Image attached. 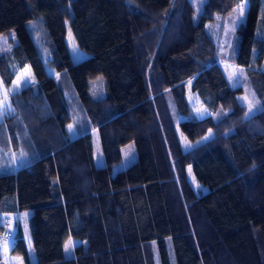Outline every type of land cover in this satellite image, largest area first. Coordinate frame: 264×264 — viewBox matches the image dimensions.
Segmentation results:
<instances>
[{"label":"trees","instance_id":"16d2710c","mask_svg":"<svg viewBox=\"0 0 264 264\" xmlns=\"http://www.w3.org/2000/svg\"><path fill=\"white\" fill-rule=\"evenodd\" d=\"M244 2L235 45L224 54L214 26ZM263 6L0 0V34L17 37L0 51L11 108L0 109V237L12 235L11 216L22 213L27 224L16 219L11 250L31 264L29 232L43 250L40 264H264ZM68 24L88 56L73 58ZM224 57L243 68L240 85L230 84ZM25 67L35 83L10 90ZM99 74L102 96L91 90ZM190 78L207 116L190 103ZM243 92L256 105L249 117ZM64 109L69 139L59 123ZM183 137L195 143L186 148ZM131 141L135 159L114 173ZM192 173L206 191L194 187ZM70 237L78 241L67 254ZM3 256L0 248V264Z\"/></svg>","mask_w":264,"mask_h":264},{"label":"rangeland","instance_id":"374dc122","mask_svg":"<svg viewBox=\"0 0 264 264\" xmlns=\"http://www.w3.org/2000/svg\"><path fill=\"white\" fill-rule=\"evenodd\" d=\"M241 6H243V14H244V11L246 9V2H244ZM240 8L234 13H232V15H230L224 21L223 26L219 24L221 20L218 21V24L216 23V25L214 26V33L219 42L220 51L224 54H228L229 51L235 45V38H236L235 29L238 23L241 21V18L243 17V15H241ZM261 16L264 17V6L262 9ZM16 41H17V37H16L14 30H11L8 34L1 33L0 34V51L9 50L16 43ZM66 41H67L69 50L75 60L84 58L89 55V53L85 49H82L76 42L72 29L69 24L67 26ZM74 48L76 49L75 51H74ZM220 65L222 69L224 70L231 85L238 86L242 83L244 72L241 66H239L238 64H235L232 61H229L226 57L221 59ZM262 68H264V63L262 65ZM47 69L50 73H55L54 68L48 65V63H47ZM20 77H23V79H19ZM192 80L193 78H190L187 81V96L196 114L199 117L207 116L210 114V110L205 105V103L202 101L199 94L197 92L192 91L191 89ZM25 81L27 82L25 83ZM35 81L36 79L31 69L28 67H25L16 76L14 84L12 87H10V90L21 89L23 86H26L28 84H34ZM105 85H106L105 77L102 74H99L95 78L91 79L92 93L94 94L95 92L96 95H101V96L102 94L104 95L106 92ZM4 91H7V93H9V87L5 86L3 83L0 82V92L2 93V97H3ZM2 97H0V101L3 100ZM239 98H240V101L247 106V112H248L249 102H252L249 94L248 93L246 94L245 92H243L239 95ZM201 112H205L206 114L201 115ZM59 123L65 133V136L68 139L71 138L73 136V131L71 132L69 131V125H72V118H71V113L69 112L68 109H64L62 114L59 116ZM207 136H209V132L208 134H206L205 137ZM183 139H184V144L186 148L189 147L188 145H193L195 143V142H191L190 144H188L186 143L187 142L186 138L183 137ZM94 147H95L94 154H95L96 163L103 164L104 158H103V154H102L97 136L94 137ZM135 156H136L135 144L133 141H131L127 143L126 145H124L123 157L119 162H117L114 165V169H113L114 173H116L119 169L126 167L129 163H131L135 159ZM190 178H191L192 183L194 184V187L197 190H202V191L207 190V186H204L198 183L193 173L190 175ZM17 218L20 219V222L21 224H23L24 227H27L24 214L21 213L18 217H15V216L10 217V221L7 227V232H10V234L12 235H5L4 237H0V248L2 250V253L4 254L3 261L1 264H20L21 261H22V264H27V260L23 253L17 250H11L13 247L14 241H15L14 240V235L16 233L15 223L17 221L16 220ZM69 240L73 242V247L70 249V251L66 252L67 254H70V252H72L74 248V244L78 241V239H75L73 237H70L67 240V242ZM5 244H7L6 248H5ZM26 245H27L28 258H29L30 263L40 264L43 261V250L40 246L33 245L32 237L29 232L26 235Z\"/></svg>","mask_w":264,"mask_h":264},{"label":"snow or ice","instance_id":"6c2138e0","mask_svg":"<svg viewBox=\"0 0 264 264\" xmlns=\"http://www.w3.org/2000/svg\"><path fill=\"white\" fill-rule=\"evenodd\" d=\"M240 11H241V15H243V6H241ZM75 50H76V49L74 48V51H75ZM19 79H23V77H20ZM26 82H27V81H25V83H26ZM94 94H95V92H94ZM7 101H8V93H7V91H4V92H3V100L0 101V108L4 109L5 111H10L11 108H10V105L7 103ZM248 107H249V111L245 114L246 117H249V116H251V115L253 114V112H254L255 109H256V105L253 104L252 102H249ZM198 111H200V110H198ZM0 114H3V113L0 112ZM203 114H206V113H205V112H201V115H203ZM69 131H70V132L73 131V127H72V125H69ZM211 136H212V132H211V130H209V136L205 137V139L207 140V139L211 138ZM188 146L190 147L191 145H188ZM21 155H23V153H21ZM6 247H7V244H5V248H6ZM72 247H73V242H72L71 240H69V241L66 242V244H65V251H66V252L70 251V249H71ZM20 264H22V261L20 262Z\"/></svg>","mask_w":264,"mask_h":264}]
</instances>
